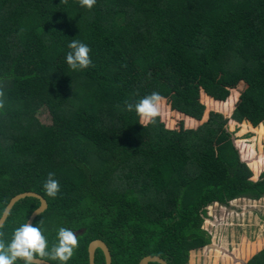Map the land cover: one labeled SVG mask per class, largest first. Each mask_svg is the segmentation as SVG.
<instances>
[{
	"label": "trees",
	"instance_id": "obj_1",
	"mask_svg": "<svg viewBox=\"0 0 264 264\" xmlns=\"http://www.w3.org/2000/svg\"><path fill=\"white\" fill-rule=\"evenodd\" d=\"M73 39L90 48L89 68L67 65ZM172 58L182 61L179 76L198 75L196 96L216 100L224 115L237 90L229 95L211 64L231 87L245 84L231 118L263 134L264 0H96L91 9L79 0H0V217L12 197L34 192L47 208L32 224L49 250L60 227L79 232L67 264H88L93 240L112 264L146 256L189 264L192 251L211 244L202 229L208 206L263 198L264 173L253 180L259 168L241 160L226 120L209 114L173 141L175 131L161 134L125 110L153 91L176 103L178 78L164 73ZM177 111L201 121L205 106L192 100ZM49 172L60 183L55 199L43 187ZM39 205L33 197L14 204L0 228L6 243ZM95 264H105L100 250ZM248 264H264V249Z\"/></svg>",
	"mask_w": 264,
	"mask_h": 264
},
{
	"label": "rangeland",
	"instance_id": "obj_2",
	"mask_svg": "<svg viewBox=\"0 0 264 264\" xmlns=\"http://www.w3.org/2000/svg\"><path fill=\"white\" fill-rule=\"evenodd\" d=\"M173 59H171L168 71L164 73L178 78L174 97L176 103L167 104L169 102H165L166 99L161 103L160 113L154 122L158 125L160 133L162 134V127L169 134L175 131L176 139H173L175 141L182 136L184 129L197 130L200 125L208 120L209 114L218 115L226 120L225 131L230 134L241 160L246 162L251 170L252 166L249 164L256 162L259 172L256 174L252 170L254 177L252 179L254 181L259 180L260 175L264 173V132L258 137V134L251 129L249 122L237 123L231 118L239 96L245 89V84L240 88L238 86L231 87L232 85L220 79L221 69L214 62L211 64V67L219 72L218 83L229 90V95L231 88L237 90V98L231 112L224 115L220 109L213 107L214 104H218L216 100L212 99L215 101L213 104L207 100V97L200 96L198 98L196 96L192 89L195 88L198 75L190 73L186 68L188 70L187 77L184 78V75L179 76L180 65H178V60L180 59ZM180 62L182 63L181 60ZM220 68L222 67L220 66ZM181 77H183L182 80ZM192 100H196L205 106L201 121L194 119L190 121L191 118L177 111L178 107L183 105V102L186 103ZM37 115L43 123L48 124L50 122L49 114L45 108H42ZM140 121L149 126L152 123H146L141 119ZM242 123L245 128L241 126ZM158 136L163 142L162 135L159 134ZM164 146L170 147L166 144ZM208 217L209 219L204 222L202 229L211 235V244L205 248L192 251L189 264H248L257 253L264 249V197L259 200L237 199L231 202L229 207L213 205L211 209H208ZM78 233L76 232V235Z\"/></svg>",
	"mask_w": 264,
	"mask_h": 264
},
{
	"label": "clouds",
	"instance_id": "obj_3",
	"mask_svg": "<svg viewBox=\"0 0 264 264\" xmlns=\"http://www.w3.org/2000/svg\"><path fill=\"white\" fill-rule=\"evenodd\" d=\"M63 2L66 4L67 0ZM79 3L81 7L91 9L95 6L96 0H79ZM68 48L70 51L65 59L71 70H84L92 66L91 50L87 44L73 39L68 44ZM4 95V92L0 90V109L4 107ZM164 99L159 92L153 91L136 103L125 101L124 108L128 112L135 111L142 121L150 123L154 122L159 115ZM43 187L49 197L53 199L57 197L60 192V183L55 178L54 172L47 174ZM3 236L4 233L0 232V264H16L17 260H22L23 264H43L45 257L58 260L60 264H67L79 247L76 233L64 227L58 229V243L54 244L50 250L48 240L41 228L29 222L14 230L10 242L6 243Z\"/></svg>",
	"mask_w": 264,
	"mask_h": 264
},
{
	"label": "water",
	"instance_id": "obj_4",
	"mask_svg": "<svg viewBox=\"0 0 264 264\" xmlns=\"http://www.w3.org/2000/svg\"><path fill=\"white\" fill-rule=\"evenodd\" d=\"M26 197H33L39 200L40 205L37 209H35L31 215L29 216L28 220L26 221V223H33V220L40 215L41 213H43L45 211V209L47 208V203L45 201V199L40 196L37 193L34 192H25V193H21L18 195H15L14 197H12L8 204L6 205L1 217H0V228L3 226L4 222L6 221L8 214L10 212V210L12 209V207L14 206V204L21 200L24 199ZM209 246V245H208ZM96 250H100L103 254L104 257V262L105 264H112V260H111V255L109 252L108 247L104 244V242H102L101 240H93L89 243L88 248H87V252H88V264H95V253ZM149 262H156L159 264H167L163 259L157 257V256H146L144 258H142L139 261V264H148ZM43 264H51L48 261L43 262Z\"/></svg>",
	"mask_w": 264,
	"mask_h": 264
},
{
	"label": "built area",
	"instance_id": "obj_5",
	"mask_svg": "<svg viewBox=\"0 0 264 264\" xmlns=\"http://www.w3.org/2000/svg\"><path fill=\"white\" fill-rule=\"evenodd\" d=\"M215 206H217L216 204H215ZM213 207V205L211 206H208V208L207 209H211ZM225 207V206H224ZM207 219H209V217H207L206 219H205V221L207 220Z\"/></svg>",
	"mask_w": 264,
	"mask_h": 264
}]
</instances>
